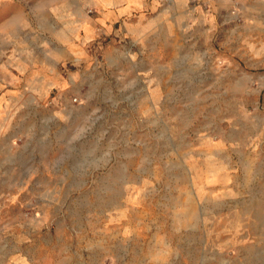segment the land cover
Listing matches in <instances>:
<instances>
[{"label": "rangeland", "instance_id": "1", "mask_svg": "<svg viewBox=\"0 0 264 264\" xmlns=\"http://www.w3.org/2000/svg\"><path fill=\"white\" fill-rule=\"evenodd\" d=\"M0 0V264H264V0Z\"/></svg>", "mask_w": 264, "mask_h": 264}, {"label": "crops", "instance_id": "2", "mask_svg": "<svg viewBox=\"0 0 264 264\" xmlns=\"http://www.w3.org/2000/svg\"><path fill=\"white\" fill-rule=\"evenodd\" d=\"M96 10L94 18H88L83 29L88 31L92 24L110 22L115 24L122 20L133 19L138 25H142L145 11H156L163 4L160 0H92Z\"/></svg>", "mask_w": 264, "mask_h": 264}]
</instances>
